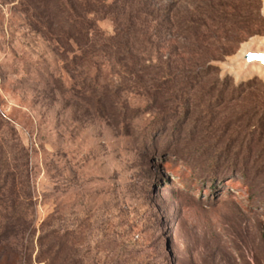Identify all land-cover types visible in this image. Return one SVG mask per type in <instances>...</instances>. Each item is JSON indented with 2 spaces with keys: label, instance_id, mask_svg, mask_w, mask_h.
<instances>
[{
  "label": "rangeland",
  "instance_id": "obj_1",
  "mask_svg": "<svg viewBox=\"0 0 264 264\" xmlns=\"http://www.w3.org/2000/svg\"><path fill=\"white\" fill-rule=\"evenodd\" d=\"M104 1L117 9L90 15L94 46L63 59L0 0V138L27 155L35 238L67 241L74 264H264V73L229 66L264 32L207 22L208 56L239 46L194 65L201 43L166 12L196 19L215 0ZM116 37L119 55L102 49Z\"/></svg>",
  "mask_w": 264,
  "mask_h": 264
},
{
  "label": "trees",
  "instance_id": "obj_2",
  "mask_svg": "<svg viewBox=\"0 0 264 264\" xmlns=\"http://www.w3.org/2000/svg\"><path fill=\"white\" fill-rule=\"evenodd\" d=\"M20 1L31 24L39 28L44 36L55 43L63 59L70 50L71 44L84 50L94 46L92 44L96 42L98 32L94 22L91 18L89 19L90 15L100 12L112 14L117 9L115 5H108L104 0ZM215 1L217 5H207L203 10L204 14L196 19L185 21L172 14L171 11L166 12L167 20L164 22L171 31L190 34L197 44L201 43L199 46H190L188 49L190 51L186 52V55L192 58L190 64L195 61L197 63L194 65L200 64L201 66L211 61H214L213 63L222 61L233 55L239 46L235 44L228 52L213 53L208 56V49L204 48L209 38L207 37L209 29L204 25H208L207 22L212 23V26L221 23L232 27L249 28L250 35L264 32V20L260 17V0ZM118 4L119 11L121 7L125 9L129 5L127 2L122 5L118 2ZM245 17H249L250 20L247 22ZM124 36L128 37L125 41L128 43V40L135 37V33L129 31ZM118 39V37L112 39L114 44L104 45L102 49L114 51V54L119 55L121 47ZM85 54L83 51L81 56L84 57ZM68 69H70L69 66ZM207 70L216 72V69L210 66ZM196 78V75L187 76L182 82V90L190 87ZM11 143L0 138V256L14 254L15 264H74L73 256L66 248L67 241L56 245V234L52 231L38 234L35 238L36 213L32 200L27 155L23 146L15 144L16 151Z\"/></svg>",
  "mask_w": 264,
  "mask_h": 264
},
{
  "label": "water",
  "instance_id": "obj_3",
  "mask_svg": "<svg viewBox=\"0 0 264 264\" xmlns=\"http://www.w3.org/2000/svg\"><path fill=\"white\" fill-rule=\"evenodd\" d=\"M256 57H260V59ZM229 66L232 70L237 68V71H233L237 78L249 75L253 68H260L264 71V48L253 47L245 51L240 58L232 60Z\"/></svg>",
  "mask_w": 264,
  "mask_h": 264
},
{
  "label": "bare ground",
  "instance_id": "obj_4",
  "mask_svg": "<svg viewBox=\"0 0 264 264\" xmlns=\"http://www.w3.org/2000/svg\"><path fill=\"white\" fill-rule=\"evenodd\" d=\"M258 45V46H264V40H260V39H255V40H251L250 43H248L247 45H245L242 50L240 51V53L236 56V58H240L243 53L251 48L254 47V45ZM253 72V73H257L259 75H262V73H264V71H262L260 68H253L249 74Z\"/></svg>",
  "mask_w": 264,
  "mask_h": 264
},
{
  "label": "snow or ice",
  "instance_id": "obj_5",
  "mask_svg": "<svg viewBox=\"0 0 264 264\" xmlns=\"http://www.w3.org/2000/svg\"><path fill=\"white\" fill-rule=\"evenodd\" d=\"M257 59H260V57H256Z\"/></svg>",
  "mask_w": 264,
  "mask_h": 264
}]
</instances>
